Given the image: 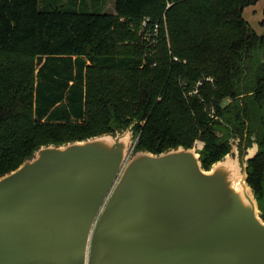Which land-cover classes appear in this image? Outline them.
Here are the masks:
<instances>
[{"label":"trees","instance_id":"trees-1","mask_svg":"<svg viewBox=\"0 0 264 264\" xmlns=\"http://www.w3.org/2000/svg\"><path fill=\"white\" fill-rule=\"evenodd\" d=\"M50 1L0 0V177L43 145L134 122L136 151L199 140L209 169L230 123L256 136L248 183L264 218V34L243 17L259 0H115V13ZM145 19L161 26L153 48Z\"/></svg>","mask_w":264,"mask_h":264},{"label":"water","instance_id":"water-1","mask_svg":"<svg viewBox=\"0 0 264 264\" xmlns=\"http://www.w3.org/2000/svg\"><path fill=\"white\" fill-rule=\"evenodd\" d=\"M135 124L43 145L0 177V264H264L258 144L206 169L204 146L136 151Z\"/></svg>","mask_w":264,"mask_h":264},{"label":"crops","instance_id":"crops-1","mask_svg":"<svg viewBox=\"0 0 264 264\" xmlns=\"http://www.w3.org/2000/svg\"><path fill=\"white\" fill-rule=\"evenodd\" d=\"M90 9H101L105 13H115V0H88ZM261 0L258 1V3ZM81 3V0H79ZM112 5V8H111ZM257 5V4H256ZM264 13V4L256 8L255 5L247 7L244 10V18L249 22L250 26L258 33L263 34L264 28L262 26ZM247 14V16H246Z\"/></svg>","mask_w":264,"mask_h":264},{"label":"flooded vegetation","instance_id":"flooded-vegetation-1","mask_svg":"<svg viewBox=\"0 0 264 264\" xmlns=\"http://www.w3.org/2000/svg\"><path fill=\"white\" fill-rule=\"evenodd\" d=\"M241 97L244 98V94H241ZM231 102L232 99H228L226 106ZM225 126L229 129L228 142L231 145V148L232 146H236L238 148L239 157L242 163H244V157L248 154V149L253 146V143L256 140L254 132L252 134H248V129H244L241 125L235 128L232 124L225 123ZM218 135L221 136V134Z\"/></svg>","mask_w":264,"mask_h":264},{"label":"built area","instance_id":"built-area-1","mask_svg":"<svg viewBox=\"0 0 264 264\" xmlns=\"http://www.w3.org/2000/svg\"><path fill=\"white\" fill-rule=\"evenodd\" d=\"M165 22V17H164ZM160 23L156 22L155 24L151 23L150 19H145L142 23V30H143V40L146 42L147 48H153L155 47L158 42L161 35V29H160ZM166 29V24H165ZM150 54H152V51H150ZM207 81H212L208 79ZM201 85V82L198 83V86ZM199 142L196 141L195 144ZM201 142V141H200ZM202 143V142H201ZM194 144V146H195Z\"/></svg>","mask_w":264,"mask_h":264},{"label":"rangeland","instance_id":"rangeland-1","mask_svg":"<svg viewBox=\"0 0 264 264\" xmlns=\"http://www.w3.org/2000/svg\"><path fill=\"white\" fill-rule=\"evenodd\" d=\"M51 4L53 3V1H50V0H48ZM68 0H60V2L59 3H64V2H67ZM263 4H264V0H261L259 3H257V5H255V7L256 8H259V6H263ZM111 8H112V5H111ZM246 16H247V14H246ZM243 17H244V12H243ZM199 141V140H198ZM195 147L196 148H201V147H203V143H201L200 141L199 142H197L196 144H195Z\"/></svg>","mask_w":264,"mask_h":264}]
</instances>
